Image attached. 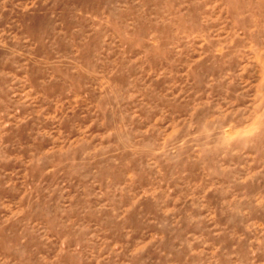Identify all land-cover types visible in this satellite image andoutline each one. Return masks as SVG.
<instances>
[{"label": "rangeland", "instance_id": "1", "mask_svg": "<svg viewBox=\"0 0 264 264\" xmlns=\"http://www.w3.org/2000/svg\"><path fill=\"white\" fill-rule=\"evenodd\" d=\"M0 264H264V0H0Z\"/></svg>", "mask_w": 264, "mask_h": 264}]
</instances>
